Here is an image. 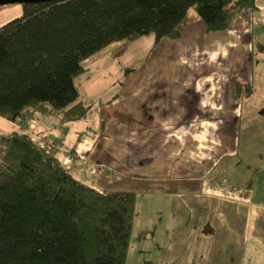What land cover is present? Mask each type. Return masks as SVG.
Here are the masks:
<instances>
[{
    "label": "trees",
    "instance_id": "obj_1",
    "mask_svg": "<svg viewBox=\"0 0 264 264\" xmlns=\"http://www.w3.org/2000/svg\"><path fill=\"white\" fill-rule=\"evenodd\" d=\"M190 8L221 32L255 1H28L0 26V264L126 263L135 191L79 181L53 154L63 139L31 128V113L56 114L59 126L86 118L92 104L78 100L75 85L85 60L114 42L176 39ZM230 85L238 103L253 91L236 76ZM78 161L69 167L82 168Z\"/></svg>",
    "mask_w": 264,
    "mask_h": 264
},
{
    "label": "crops",
    "instance_id": "obj_2",
    "mask_svg": "<svg viewBox=\"0 0 264 264\" xmlns=\"http://www.w3.org/2000/svg\"><path fill=\"white\" fill-rule=\"evenodd\" d=\"M254 1V9L239 13L221 32L208 31L190 8L180 25V37L156 44V53L165 58L162 64L156 57L126 75L109 103L95 111L94 118L105 132L79 159L81 176L90 180V169L97 168L95 178L100 183L113 175L144 185L184 181L185 187L191 181L190 189L161 186L160 192L176 190L172 204L174 199L188 201L182 192L194 195L190 200H202L201 205L189 204L184 218L174 221L186 239L177 240L174 251L160 242L162 261L202 264L213 256L218 264H264V148L242 151L235 130L227 131L228 123L237 122L244 103L252 99L254 84L264 82V0ZM14 12L20 16L21 3ZM231 76L253 86L243 103L231 97ZM31 116V128H44L41 121L46 117ZM67 131L59 137L66 138ZM62 147L56 151L60 159L68 157ZM182 170L186 174L178 173ZM211 184L214 188L209 191ZM187 219L192 226L195 220L202 221L200 237L187 240L197 229L187 230ZM128 257L129 252L125 264Z\"/></svg>",
    "mask_w": 264,
    "mask_h": 264
},
{
    "label": "rangeland",
    "instance_id": "obj_3",
    "mask_svg": "<svg viewBox=\"0 0 264 264\" xmlns=\"http://www.w3.org/2000/svg\"><path fill=\"white\" fill-rule=\"evenodd\" d=\"M16 6L17 3L7 5L0 4V26L17 16L16 12H14L16 11ZM6 9L8 10L5 11ZM157 43L158 41H155V37L146 35L135 40L111 43L88 57L85 60L87 71L75 78V85L79 92L78 100L82 101L83 104H88V102L92 104V108L86 118L74 123L67 122L62 126L54 125L57 118L55 114L41 121L44 124L43 129L50 139H57L63 130L68 128L67 136L63 138V152L71 153L72 158L71 156L63 158L62 165L64 168H67L72 175L79 179V181L91 185L102 192L115 190L135 191L136 208L133 219L134 228L132 227L127 264H141L140 260L142 258V264H158V260H160V264H179V262H181L180 259H178V262H173L172 259L162 261V253L159 252L160 242L162 244L164 243L163 247L166 248V250H169L171 246L174 251V244L177 243V240L186 239L185 232H183L184 230L180 232L177 231V228L174 226V221L179 222L182 220L181 217L184 218L187 214V206H189V204L201 205L202 200L195 202L193 198L190 200V196L194 195L182 192L185 193L184 196H189L187 197L188 201H182V203H180V199H174L176 203L172 204L169 203L170 197H176V195L172 193L176 192V190L163 193L160 192L161 188L159 187L164 186L177 189V185H181L180 189L187 190L193 187L192 182L190 181L187 183L191 184V186L185 187H183L184 181H179L181 183L178 184L177 182H168V184L160 182L144 185V182L141 181H125L113 175L108 180L106 179V183H100L96 180L97 178H95L98 172L97 168L90 169L92 178L89 180L85 179L84 175L81 176V167L77 166L76 169L72 170L69 166L76 163L79 159H82L84 152L91 147L97 137L104 134L105 131L101 130L98 121L94 118L95 111H99L104 104L109 103L114 94L113 89L116 91L123 83V79L126 78V75L137 71L139 67L145 65V63L149 62L151 59L157 57L156 61L162 64L165 58L156 53ZM254 88H256V90L253 93L252 99L244 103L242 111L236 116L237 118L235 117L237 122L228 123L227 126L228 132H231V128H233L237 136H239V149L242 151H244L246 147H251L252 149L264 148V82L255 83ZM35 125H38V123H35ZM71 131H74V133ZM64 134L65 133H63V135ZM53 154L60 158L58 152H53ZM130 173L136 174L139 172L137 170H131ZM178 173L186 174L183 170ZM194 187L198 188L199 186L194 185ZM213 188L214 186L211 184L208 190L211 191ZM211 205L214 206V204ZM169 215H171V218H169ZM194 223L195 225L193 226L197 228L195 235L190 236L189 234L187 240L202 235V231L200 230V228L203 227L202 221L197 222L195 220ZM184 225L187 226V230L193 227L189 219L185 221ZM206 230L205 228L204 231L206 232ZM143 233H145L144 237ZM140 246L142 249L139 251ZM200 248H203V245H201ZM146 250L153 251L147 252ZM141 251L144 252V255L140 257ZM165 252L164 249L163 254ZM199 254L200 258H203L202 250L199 251ZM210 258L201 263L218 264V257L214 258L210 256Z\"/></svg>",
    "mask_w": 264,
    "mask_h": 264
},
{
    "label": "water",
    "instance_id": "obj_4",
    "mask_svg": "<svg viewBox=\"0 0 264 264\" xmlns=\"http://www.w3.org/2000/svg\"><path fill=\"white\" fill-rule=\"evenodd\" d=\"M28 1H41V0H0V4H11V3H24Z\"/></svg>",
    "mask_w": 264,
    "mask_h": 264
}]
</instances>
